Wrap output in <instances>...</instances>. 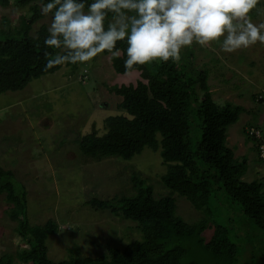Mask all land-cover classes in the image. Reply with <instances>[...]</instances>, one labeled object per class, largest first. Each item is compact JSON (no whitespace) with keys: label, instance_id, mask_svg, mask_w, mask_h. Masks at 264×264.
<instances>
[{"label":"trees","instance_id":"16d2710c","mask_svg":"<svg viewBox=\"0 0 264 264\" xmlns=\"http://www.w3.org/2000/svg\"><path fill=\"white\" fill-rule=\"evenodd\" d=\"M48 2L51 0H0V7L14 4L30 12L29 16H21L18 27L11 28L6 20L0 28V93L21 90L31 79L51 74L62 66L74 69L78 66L79 62L47 68L48 59L58 51L44 45L48 25L43 23L30 34L32 25L43 16L41 3ZM93 2L85 0V10ZM262 9L264 2L258 0L249 14L258 17L264 13ZM111 19L109 13L106 27ZM116 48L120 50L119 57L102 52L110 55L115 72L139 70L140 79L135 84L106 86L110 94L120 98L116 104L120 111L103 119L101 134L92 125L89 132L78 138L80 153L86 161L107 158L128 161L145 148L157 152L166 167L159 182L169 194L156 197L148 179L132 172L131 193L109 203L97 198L88 202L94 207H108L124 220L135 222L140 236L121 245L107 243L106 251L95 257L68 249L71 253L68 259L55 261L48 255L46 240L57 232L58 226L50 220L42 226L30 224L24 187L16 190L11 170L0 165V193L5 192L7 202L12 203L9 216L17 221L16 231L28 245L17 254L22 264H257L264 261L263 181L260 174L251 181L243 179L246 160L235 158L226 143L227 127L238 120L244 109L214 101L206 70L191 67L192 54L188 57L184 52L179 59L155 60L126 71V39L118 41ZM81 76L87 78L88 70ZM254 126L262 128L261 120ZM195 130L200 136L194 142ZM174 195L183 196L203 216L195 222H186L177 214ZM235 207L238 214L233 217ZM238 217L239 222H234ZM208 229H212L209 238L204 234ZM253 235L262 238L263 244L253 242ZM127 236L124 234L120 240ZM251 243L260 245L262 256L257 252L249 257L256 252L246 249ZM245 259L247 262L243 263ZM0 264H14L11 254L1 253Z\"/></svg>","mask_w":264,"mask_h":264},{"label":"rangeland","instance_id":"374dc122","mask_svg":"<svg viewBox=\"0 0 264 264\" xmlns=\"http://www.w3.org/2000/svg\"><path fill=\"white\" fill-rule=\"evenodd\" d=\"M29 14L27 8L14 4L0 7V28L6 20L11 28L18 27L21 16ZM51 18V13L43 15L32 25L30 34L43 23L49 27ZM248 18L257 25L264 23V13L258 17L248 14ZM222 40L223 37L204 46L193 42L183 47L180 54H192L191 67L206 70L216 103L229 102L244 109L238 120L227 127L226 143L235 158L246 160L243 179L251 181L260 174L258 157L243 129L264 119V100L259 98L264 97V44L258 41L248 48L226 53L221 50ZM87 70V78L80 77ZM81 78L86 79L82 82ZM138 79L139 70L117 73L110 55L100 53L90 61L79 62L75 69L62 66L51 74L31 79L21 90L0 93V165L11 170L16 190L24 187L30 224L42 226L50 220L58 226L57 232L46 240L52 260L68 259V249L95 257L104 253L107 245H121L140 236L135 222L124 220L108 207H94L88 202L97 198L109 203L131 193L132 172L148 179L156 197L169 194L159 182L166 167L157 152L145 148L128 161H86L79 150L81 135L89 132L92 125L101 134L103 119L120 111L116 106L120 98L110 94L106 86L135 84ZM199 136L200 132L195 130L194 142ZM174 197L177 214L186 222L203 216L183 196ZM11 206L5 192L0 193V254L10 253L14 264H22L17 254L28 245L16 231L17 221L9 216ZM237 210L233 208V217ZM234 222H239V217ZM211 233L212 229L204 232L207 238ZM124 234H128L127 238L120 240ZM241 241L240 244L244 243ZM252 241L263 244L257 235L252 236ZM259 247L256 243L247 246L248 250H256L249 257L261 254Z\"/></svg>","mask_w":264,"mask_h":264},{"label":"clouds","instance_id":"9594fccd","mask_svg":"<svg viewBox=\"0 0 264 264\" xmlns=\"http://www.w3.org/2000/svg\"><path fill=\"white\" fill-rule=\"evenodd\" d=\"M257 3L258 0H94L87 10L85 0L41 3L42 15L52 14L44 45L58 50L46 67L87 62L105 51L119 57L116 44L125 39L126 71L155 60L179 59L181 49L193 42L204 46L223 37L221 50L226 53L258 41L264 44V23L257 25L248 18ZM109 13L112 19L106 27ZM259 98L264 100L260 95ZM249 126L254 125L244 127L245 135ZM258 160L259 178L263 181L259 157Z\"/></svg>","mask_w":264,"mask_h":264},{"label":"built area","instance_id":"2783aa9c","mask_svg":"<svg viewBox=\"0 0 264 264\" xmlns=\"http://www.w3.org/2000/svg\"><path fill=\"white\" fill-rule=\"evenodd\" d=\"M245 133L255 141L257 154L261 161L262 177L264 181V126L262 128L255 126L246 127Z\"/></svg>","mask_w":264,"mask_h":264},{"label":"crops","instance_id":"0c3cea01","mask_svg":"<svg viewBox=\"0 0 264 264\" xmlns=\"http://www.w3.org/2000/svg\"><path fill=\"white\" fill-rule=\"evenodd\" d=\"M262 116V115H261ZM261 119H263V118H261ZM253 145V148H254V152H255V154H256V149H255V145H254V143L252 144ZM256 156H257V154H256ZM257 160H258V158H257ZM258 167H259V160H258Z\"/></svg>","mask_w":264,"mask_h":264}]
</instances>
